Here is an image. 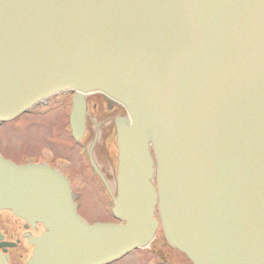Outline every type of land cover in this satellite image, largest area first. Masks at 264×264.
<instances>
[{"label": "water", "instance_id": "water-1", "mask_svg": "<svg viewBox=\"0 0 264 264\" xmlns=\"http://www.w3.org/2000/svg\"><path fill=\"white\" fill-rule=\"evenodd\" d=\"M68 91L76 140L87 94L130 117L120 223H87L64 176L0 155V210L45 229L30 264H107L159 226L192 264H264V0H0V124Z\"/></svg>", "mask_w": 264, "mask_h": 264}, {"label": "flooded vegetation", "instance_id": "flooded-vegetation-1", "mask_svg": "<svg viewBox=\"0 0 264 264\" xmlns=\"http://www.w3.org/2000/svg\"><path fill=\"white\" fill-rule=\"evenodd\" d=\"M73 97L74 93L55 95L18 119L23 121H27L26 118L32 119V122L27 121L25 125L18 126L24 137L34 130L41 129L43 125L41 121L47 120L49 124L46 133L37 140L38 152L35 156L27 159V155L23 154L18 160L6 157L1 151L0 153L17 164H44L65 176L70 183L78 213L88 222L90 221L84 217L82 210L89 189H92L94 195L99 196V203L93 204L92 207L88 206V209H100L101 206L103 210L110 212L109 221L94 222H113L111 209L113 198L117 194L118 169L116 121L125 118L127 113L116 100L108 96L101 93L87 95L85 133L82 140L76 142L70 128ZM59 106L69 108L65 120L62 117L57 119V112L61 109ZM52 117L54 121L57 119L59 125L52 123V119H49ZM26 125L27 130H23ZM59 140L62 143L58 142ZM44 232L43 225L27 223L11 211L0 210V264H30L35 252L34 242ZM163 240L168 247V254L156 255L158 264H191L183 254L172 248L164 237ZM177 257L183 258L181 262Z\"/></svg>", "mask_w": 264, "mask_h": 264}, {"label": "rangeland", "instance_id": "rangeland-1", "mask_svg": "<svg viewBox=\"0 0 264 264\" xmlns=\"http://www.w3.org/2000/svg\"><path fill=\"white\" fill-rule=\"evenodd\" d=\"M59 107H61V109L57 112L58 115L57 119L62 117L65 120L64 117L66 116V113L68 112L69 108L63 106H59ZM49 119H52L53 124L59 125L57 119L55 121L53 120V117ZM26 120L28 122H32L31 121L32 119L28 120L26 118ZM27 121H23V119L17 120L0 128V151L6 157L10 156L11 158L14 159L16 158L19 160L22 158L23 154H26L27 159H31V157L37 154L36 153L38 152L37 144H36L37 140L40 138L41 135H44L46 133L49 124L47 120L41 121V124H43L41 129H38L37 131L34 130L27 137H24V133H21L18 130V126L25 125ZM27 127L28 125H26L23 130H27ZM58 142H60V140ZM58 142H56V144H58ZM61 157H64V155H61ZM100 202H102L101 199ZM97 203H99V196L97 194L94 195V191L92 189H89L87 198L85 200V205L83 208L84 210H82V214L90 222L99 221V220L109 221L110 220L109 210H103L100 205H99L100 209H92V208L88 209L89 208L88 206L92 207L93 204H97ZM159 253H164V255L168 254V247L166 246L165 241L163 240V235L161 232H159L155 241L150 245L149 248L145 249L144 251L139 250L136 253H134V257L124 260L117 264H158L156 262L155 256L159 255ZM171 256L173 255L171 254ZM182 259L181 257H177V260L180 262Z\"/></svg>", "mask_w": 264, "mask_h": 264}, {"label": "bare ground", "instance_id": "bare-ground-1", "mask_svg": "<svg viewBox=\"0 0 264 264\" xmlns=\"http://www.w3.org/2000/svg\"><path fill=\"white\" fill-rule=\"evenodd\" d=\"M87 108L85 107V117H86Z\"/></svg>", "mask_w": 264, "mask_h": 264}]
</instances>
